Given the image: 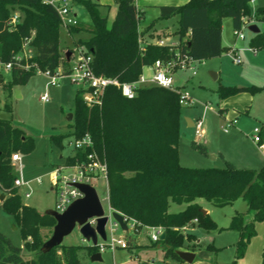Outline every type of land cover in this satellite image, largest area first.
Wrapping results in <instances>:
<instances>
[{"label": "trees", "instance_id": "16d2710c", "mask_svg": "<svg viewBox=\"0 0 264 264\" xmlns=\"http://www.w3.org/2000/svg\"><path fill=\"white\" fill-rule=\"evenodd\" d=\"M116 15L110 27L107 17L100 13V4L94 0H70L74 7H82L90 18L89 28L77 26L71 29L73 36L87 32V38H79L75 45H82L92 55V67L96 75L116 78L121 83L133 82L143 68L155 60H167L171 56L168 47L148 45L141 52L138 36L145 35L159 20L176 18V34L183 50L196 61H207L221 56L226 50L222 44V22L230 18L233 30L240 29L241 19L252 15L254 0H187L182 5L159 7V16L145 29L138 31L142 12L133 0H113ZM20 20L14 28L7 21L15 13ZM255 18L264 22V7L257 8ZM154 35L151 34L150 37ZM185 39V40H183ZM25 40L33 51L30 59H21L4 78L0 73V91L12 93L15 87L24 85L35 75V67L41 71L56 72L62 64L68 67L66 53L61 44L60 20L55 10L41 0H0V62L14 63V57L22 50ZM183 40V41H182ZM249 48L264 49V32L253 34ZM28 67V68H26ZM264 87L220 86L217 95L225 100L240 93L251 95ZM182 106L174 92L147 87L139 89L132 99L124 98L114 87L106 88L100 106L88 108L81 93L74 94L72 120L67 135H53L52 143L62 147L66 138H80L89 134L97 154L107 164L108 197L110 206L122 215L136 220L142 227H160L165 238L157 243L164 250L163 258L180 261L177 251L184 248L194 252L200 245L193 235H184L181 229L196 220L206 231L234 230L239 234L235 245L236 264L255 235V225L264 221V165L259 170L241 169L229 162L223 167H184L179 162ZM5 111L10 108L6 104ZM23 133L9 120L0 119V190L8 193L0 208L13 216L24 241L23 247H15L0 233V262L6 264H81L84 257L91 258L97 248L58 246L47 254H40L43 241L40 228L54 227L55 220L22 203L19 191L14 187L11 156L32 148L21 140ZM191 147L203 156L207 148L192 141ZM83 154L74 152L64 160L73 164ZM246 204L245 213H236L226 229L219 228L209 214H202L203 200L214 207L223 208L237 200ZM172 204L185 205L177 213H170ZM153 243V244H157ZM131 244V240H129ZM207 249L216 251L212 245ZM29 253L25 258L22 251ZM216 264V263H215ZM261 264H264V246Z\"/></svg>", "mask_w": 264, "mask_h": 264}, {"label": "rangeland", "instance_id": "374dc122", "mask_svg": "<svg viewBox=\"0 0 264 264\" xmlns=\"http://www.w3.org/2000/svg\"><path fill=\"white\" fill-rule=\"evenodd\" d=\"M141 1H149L151 3L150 0H138V4ZM177 1L167 0L164 3L175 6ZM259 3L264 5V0H256V4L258 5ZM138 9L142 12L139 21L140 29L142 26L150 25L159 16L158 7L152 4ZM73 12L76 14L80 26L85 29L89 28L90 18L86 11L82 7L74 6ZM100 13L102 16L107 17V26L110 27L116 14L115 3L111 6L110 4L100 6ZM14 14L21 16L19 12ZM256 27L259 32H264V22H258ZM175 28L176 18H172L157 21L150 31L162 29L161 33L157 34L162 36L166 44H169L179 38ZM221 33L222 44L226 48L221 56L197 62L194 73L186 71L174 76L176 85L184 87L193 101L192 105L183 106L181 109L178 156L180 164L186 167H223V160L219 157L214 158V155L221 149H226L227 153H229L228 155H232L235 147L226 145L228 144V142L225 143L226 139L233 135L235 129H238L244 135H247V138L244 136L245 140H249L253 138V129L258 128V124L253 120L252 115L246 116L242 111L236 112V106L232 105L233 99L231 101L220 100L217 91L220 86L258 85L254 83H259L260 81L253 80V78L259 75V80H261L260 76L264 74V49H260L256 53L250 51L248 44L253 34L243 31L244 39H237L230 18L223 19ZM87 37V32L67 36L61 29L63 54L67 52V46L72 49L77 39ZM232 48L237 50L236 55L239 57L240 64L234 62L235 57L231 53ZM27 50H30L27 51L28 53H32L30 46H28ZM62 68L61 64L57 69ZM145 71L147 72V70ZM7 75L5 73L4 78ZM49 81L50 79L39 70L27 83L15 87L11 94L0 91V119L9 120L14 128L23 133L21 140L24 141V138H26L25 146L28 145L32 148L28 152L20 151V162L16 164V167H13V169L15 168L14 174L16 177H19L21 172L22 179L30 183L31 195L27 199L24 198V188H20L18 193L24 205L36 209L41 214H44L47 210H54L58 201V192L51 190L49 173L57 166L62 165L66 157L74 154L72 146L69 145L71 137L62 141V147L52 143L50 137L53 135H67L70 132L68 116L72 114L76 87L67 79H61L58 82V86H49ZM245 93L251 95L248 92ZM43 95L46 96L45 101L40 100ZM6 104L10 108L9 112L5 111ZM220 109H223L222 115H219ZM186 119L191 120L193 123L197 120H202L205 135L197 137L192 127L193 125H191L192 128H189ZM241 137L244 138L242 135ZM192 141L204 145L207 148L208 156H203L193 149L191 147ZM11 165H13L12 162ZM36 180H41V184L36 183ZM96 191L102 206L106 209L105 186L96 185ZM0 197L3 198L0 200L1 207L10 195L0 190ZM198 203L219 228L228 226L231 218L236 213L243 214L246 212V210L240 211L242 207L246 206L241 199L223 208L214 207L203 200H198ZM184 208L185 205L172 204L169 212L177 213ZM186 229L181 232L185 236L193 235L200 244V247L195 252V260L192 263L163 259V247L157 243L139 252L140 261L129 250H116L113 254L106 250L101 255V262H91L89 258L84 257L81 259V264H143V262L146 264H158L162 260L161 264H168V261L170 264H213L214 261L219 264H227L233 261L235 255L234 245L227 248L223 247L219 251H213L206 247L212 245L215 248L218 244L229 245L228 243H231L229 241H231L233 236L238 235L237 239H239L237 231L228 230L226 233L221 234H219V231L208 232L199 227L197 222L190 223L186 226ZM52 231L53 227L40 228L39 232L43 241L50 238ZM0 233L15 247H23L24 241L21 237L20 229L16 225L13 216L4 212L2 208H0ZM138 236H143L147 239V231L141 229L137 236L130 233L126 235V238L133 241ZM196 241L191 242L189 246L197 244ZM233 243L236 245V240ZM92 245V242H83V237L77 227L64 237L61 244V246L65 247L79 246L85 250ZM148 245L150 246L151 244L148 242ZM186 245L187 243H185ZM185 246L179 251H186ZM263 246L264 221L255 225V235L250 240L244 256L236 264H261ZM22 254L25 258L30 257L29 253L24 250Z\"/></svg>", "mask_w": 264, "mask_h": 264}, {"label": "built area", "instance_id": "2783aa9c", "mask_svg": "<svg viewBox=\"0 0 264 264\" xmlns=\"http://www.w3.org/2000/svg\"><path fill=\"white\" fill-rule=\"evenodd\" d=\"M43 4L51 6L59 20L61 29L70 35L72 28L77 27L79 22L76 15L73 12V6L70 0H41ZM136 5L138 0H133ZM253 1H251V4ZM20 16L18 14H13L7 21V25L14 28L18 24ZM140 21V19H139ZM258 21L255 18V12L252 11L250 17H243L241 19L240 29L234 30V34L237 39H244L243 31H248L249 26L255 25ZM140 32L141 29L139 28ZM252 33V32H250ZM255 34V33H252ZM138 45L141 52L145 51L146 46L152 44L159 47H168L171 52V56L167 60H155V62L148 67L143 68L142 73L133 82L121 83L116 78H106L104 76H99L94 73L92 62V55L86 50L82 45H75L70 51V58L68 61V67L57 69L56 72L50 73L49 71H42L49 79V86H58V82L61 79H67L72 85H74L81 93L83 103L88 107L92 108L94 106H100L102 104V99L104 92L108 87H114L118 89L124 98L132 99L136 96L139 89L147 87H158L178 95V103L183 106L192 105V98L184 87H179L176 85L174 76L178 73H184L190 71L195 72V64L200 61L194 60L187 51L183 50V46L180 45L179 41L170 42L166 44L162 36L149 35H139ZM29 41L25 40L22 45V50L20 53L15 55L14 63L2 64L0 62V73H9L12 68L19 66L18 61L23 59H30L33 56L32 53H28L27 50L29 46ZM250 49V48H249ZM253 53L257 51L250 49ZM237 50L235 48L231 49V53L234 54V62L240 64L239 57L236 55ZM22 54V55H21ZM28 68V67H26ZM147 70V72L145 71ZM39 71L35 67V72ZM41 71V70H40ZM41 101L46 100V96L40 97ZM194 132L197 137H203L205 135V130L203 128L202 120H197L193 123ZM259 128L253 129V141L255 143L259 142ZM69 145L72 146L74 152H80L83 154V158L80 160H75L73 164H67L64 162L62 165L57 166L52 172L49 173V183L51 190H56L58 192V201L55 206L54 211L57 213H63L68 206L78 200L83 198L82 192L74 187L76 184H83L93 187L96 191V185L105 186L106 192V209L102 206L103 217L107 218L105 225V239H102L97 235L96 245L91 247L97 248V253L102 255L106 250H109L112 254L116 250H128L130 247L129 240L126 235L133 234L138 235L141 229L147 231L149 240L152 243H157L159 241V235L163 232L160 227H142L136 220L128 218L121 213L115 211L109 204L108 197V183H107V164L104 159H102L94 148V143L89 134H84L80 138H71ZM12 166L16 167V164L20 162V156L15 153L11 156ZM15 169V168H14ZM20 172V171H19ZM36 183L41 184V180H36ZM14 187L18 189L24 188V198H29L31 195L30 183L22 179L21 172L19 177L14 180ZM97 193V191H96ZM99 198V197H98ZM100 203L101 200L99 199ZM118 213L121 215L124 224L127 229L124 231L121 229L119 224L114 220L113 213ZM98 217H92L87 220L92 228H96ZM196 222V220L194 221ZM79 229L80 226H77ZM186 226L181 230H185ZM101 241V242H100ZM83 242L87 241L83 238ZM0 264H6L0 262Z\"/></svg>", "mask_w": 264, "mask_h": 264}, {"label": "crops", "instance_id": "0c3cea01", "mask_svg": "<svg viewBox=\"0 0 264 264\" xmlns=\"http://www.w3.org/2000/svg\"><path fill=\"white\" fill-rule=\"evenodd\" d=\"M94 1L97 2L98 4H100V6H106L107 4L108 5L110 4V6H111L114 4L113 0H97V1L94 0ZM165 1H167V0H150L151 3H149V1H143V2L141 1L139 4L137 2L136 7L140 8V7L152 4L153 6L158 7V9H159L160 6H168L167 3H164ZM186 1L187 0H178L176 5H182ZM250 6H251V10L254 12L256 11L257 8H260L262 6L264 7V5L262 3H259L257 5L256 0H254ZM113 20H112V22H113ZM79 26H80V24H79ZM146 27L147 26H142L141 30L145 29ZM165 28H168V27H165ZM165 28H162V29H165ZM176 28H177V25H176ZM161 30H151V31L149 30L145 35L150 36L151 34H153L154 36H158L159 34H157V33H161ZM176 41H179V39L177 38V40H175L174 42H176ZM258 76H255L253 78V80H258L260 82L254 83V84H258V85H256V86L252 85V86L264 87V74L262 76H260L261 80H259ZM238 87H251V86H244V85L242 86L241 85ZM76 91H77V89H76ZM225 100H227V101L232 100V105L236 106V109H235L236 112L242 111V112H244V114L246 116L252 115L253 120L258 124V128L260 130L259 134H258L259 142L255 143L253 141V138H251L249 140H245V137L247 135H244L241 131H239L238 129H235V132L233 133V135H231L228 139H226V142H225V143L228 142V144H226V145H231L232 147H235L234 148L235 151L232 153V155H228L229 153H227L226 149H221V151H219L216 155H214V158H216V157L221 158L223 160V165L225 162H229L237 168L259 170L264 165V89L262 91L256 93L255 95H249V94H246L244 92V93H240V94H237L235 96H232L231 98L225 99ZM222 114H223V109H220L219 115H222ZM186 122H187V126L189 128H192L191 125H193V122L189 119H186ZM241 135L243 137L244 136L245 137L242 138ZM73 155L74 154H72L71 156H73ZM64 162H65V160L63 161V163ZM184 167H186V166H184ZM246 209H247L246 206H244V207H242V209L240 211L243 212ZM228 226L221 227V228L226 229ZM186 230H187V232H189L188 229H186ZM226 231H228V230L226 229L223 231H219V234L226 233ZM237 238H238V235L235 237L233 236L231 241H229L231 243H228L229 245H223V244L219 245L218 244L215 248L219 251V249H222L223 247L227 248L229 246H233V245L235 246V244L233 242H234V240H236V243H237V240H238ZM148 242L151 244L150 246L148 245ZM196 243L199 244L198 241H196ZM152 245H153V243L149 240L148 235H147V239L143 236H138V238L135 237V239L133 241L131 240V244H130V247L128 250L130 252H133L136 256V259L140 261L139 252H142L143 249L151 247ZM161 247H162V245H161ZM189 252H191V251H189ZM195 252L196 251H194L192 253H194V255L196 257ZM163 256H164V254H163ZM194 260H195V258H194ZM162 261H160V263H158V264H161ZM215 263L219 264L217 261L213 262V264H215ZM143 264H146V263L143 262ZM168 264H170L169 261H168ZM227 264H229V263H227Z\"/></svg>", "mask_w": 264, "mask_h": 264}, {"label": "water", "instance_id": "95a60500", "mask_svg": "<svg viewBox=\"0 0 264 264\" xmlns=\"http://www.w3.org/2000/svg\"><path fill=\"white\" fill-rule=\"evenodd\" d=\"M97 1V0H96ZM248 30L252 33H258L259 30L255 25L249 26ZM67 62L70 58V52L66 55ZM213 77H215L213 75ZM18 93V92H17ZM72 120V114L68 116V122ZM74 187L78 188L83 198L72 202L63 213H57L54 210H47L44 214L52 217L55 220L52 234L41 246L39 253L47 254L51 250L57 248L62 244L64 237L69 235L74 228L80 226L79 232L84 239L91 241L93 245L97 243V235L102 239H105V225L107 218L103 217V209L99 201L98 195L93 187L83 184H76ZM3 199L0 197V200ZM202 214H206L205 210H201ZM114 220L119 224L122 230H126L127 227L124 224L122 217L118 213H113ZM92 217H98L96 228H92L87 222ZM165 238V232L159 235V240L162 241ZM178 258L186 263H192L195 255L189 251H177ZM101 255L96 253L91 256V262H101Z\"/></svg>", "mask_w": 264, "mask_h": 264}]
</instances>
